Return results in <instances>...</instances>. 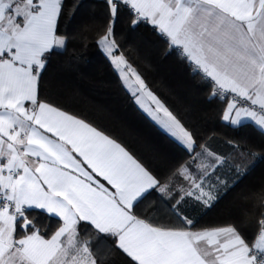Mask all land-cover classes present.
Here are the masks:
<instances>
[{"label":"snow or ice","instance_id":"1","mask_svg":"<svg viewBox=\"0 0 264 264\" xmlns=\"http://www.w3.org/2000/svg\"><path fill=\"white\" fill-rule=\"evenodd\" d=\"M78 0H0V264H104L109 244L130 264H264V182L239 195L255 209L242 225L195 227L184 205L209 209L247 174L257 153L236 141L210 150L122 48L118 22L149 25L223 102L220 119L264 130V0H104L103 22L76 15ZM95 27L130 101L186 154L154 169L119 137L43 95L49 59ZM228 167L234 176L224 179ZM102 178V179H101ZM158 204L168 213L158 215ZM55 217L50 234L32 212ZM90 233L91 235H88Z\"/></svg>","mask_w":264,"mask_h":264},{"label":"trees","instance_id":"2","mask_svg":"<svg viewBox=\"0 0 264 264\" xmlns=\"http://www.w3.org/2000/svg\"><path fill=\"white\" fill-rule=\"evenodd\" d=\"M78 3L80 7L76 15L71 19L63 17L60 21L64 32L77 31L82 20L103 22L105 18L104 0H78ZM117 28L122 37V48L127 50L133 64L145 74L182 121L207 141L211 150L231 156L236 150L229 141H236L257 153V163L248 168L240 182L214 206L201 208L194 218L196 228L234 222L242 225V231L251 239L253 229L245 215L251 217L255 209L251 201L242 199L239 194L258 190L264 182V130L251 121H245L239 127L222 121V100L210 95L208 85L200 74L192 72L187 62L181 61L174 53L166 55L165 40L151 26L142 24L131 29L127 17H123ZM95 32L93 27L85 34L87 47L77 40L69 42L66 50L57 49L52 54L45 73L43 95L64 110L119 137L154 169L163 171L166 166L186 159L180 145L154 126L130 101L108 60L96 46ZM230 205L240 209L242 218L227 222L215 220L217 211ZM167 213L166 206L158 204V215L163 217ZM30 215L38 217V226L49 234L58 226L55 217L35 211ZM96 248L107 257L104 264H130V258L119 250L110 251L109 244L104 241Z\"/></svg>","mask_w":264,"mask_h":264},{"label":"crops","instance_id":"3","mask_svg":"<svg viewBox=\"0 0 264 264\" xmlns=\"http://www.w3.org/2000/svg\"><path fill=\"white\" fill-rule=\"evenodd\" d=\"M247 121V120H246ZM245 122V121H244ZM211 150V149H210ZM213 151V150H212ZM236 152V151H235ZM232 155H235L232 154ZM231 155V156H232ZM258 156L255 155V156H249L247 158V162H248V168L250 166H253L257 163L258 161ZM222 171L225 173V176L222 177L224 179H229L231 181V178L234 176V173H230L228 171V167L225 166L224 169H222ZM102 179V178H101ZM232 205V204H231ZM226 206V208L223 210V211H217V214H216V217H215V220H224V221H231V220H234L236 218H242V213H240V209H236V206ZM184 209H185V214L188 215L190 218H192L194 220V218H196L199 214V212L203 209H201V207L197 206V207H192V203L189 202V204H186L184 205ZM233 223V222H231ZM229 223H224V224H220V225H215V226H225V225H228Z\"/></svg>","mask_w":264,"mask_h":264}]
</instances>
